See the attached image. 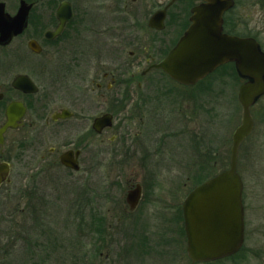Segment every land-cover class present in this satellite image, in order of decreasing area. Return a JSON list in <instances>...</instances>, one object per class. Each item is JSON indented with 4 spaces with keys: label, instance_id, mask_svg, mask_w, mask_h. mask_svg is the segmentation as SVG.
Segmentation results:
<instances>
[{
    "label": "flooded vegetation",
    "instance_id": "obj_1",
    "mask_svg": "<svg viewBox=\"0 0 264 264\" xmlns=\"http://www.w3.org/2000/svg\"><path fill=\"white\" fill-rule=\"evenodd\" d=\"M241 1L0 0L4 5L3 12L11 18L21 9L26 13L22 29L13 34L8 43L0 44V53L8 58L7 64L0 65V165L6 171L0 183L1 197L11 198V193L16 191L20 198L26 199L24 211L46 214L47 207L44 211L42 204L37 207L36 199L45 197L44 205L49 206L53 199L60 200L63 192L79 199L82 194L89 214L91 159H86L85 155L91 150V132L109 148H116V143L123 148L122 144L130 139L128 131L134 130L131 127L134 124L135 134L145 132L135 142L136 151L142 152V156L144 151L147 153L140 160L156 163L152 159L158 157L149 155L150 150L156 151L157 155V150L153 149L154 141L148 134L158 132L154 125L157 126L163 119L161 116H169V113L173 119L163 143L168 146L170 141L173 144L176 158L170 164H190L192 161L187 159L189 150L199 149L200 143L207 144L208 128L203 122L190 131L191 120L197 119L199 114L204 120L218 114L224 86L231 78L234 80V64L221 65L201 79L184 83L170 78L156 66L165 60L197 20H208L202 26L214 31L220 26L222 35L254 39L264 53V38L261 40L259 36L261 33L264 36V31L256 29L253 20L259 0H244L243 4ZM196 9L202 14L196 16ZM220 10L218 24L215 17L208 14ZM15 28L19 30V24ZM226 68L231 69V73L225 72L228 75L224 79L222 71ZM26 79L33 84L35 91ZM38 79L48 82L39 85ZM91 99L102 104L99 111L94 110L95 107L92 109ZM91 109L94 110L92 118ZM100 118H105V123L94 124ZM36 132L45 141L41 147H33ZM196 132H199L200 139L198 143H191ZM109 133L106 142L104 138ZM49 143L51 146L47 148ZM177 147L181 148L178 153ZM34 150L40 151L39 158L32 159ZM181 155L187 161L181 162ZM134 174L126 176L122 205L107 208L103 217L109 229L111 222H115L121 226L122 235L136 242L123 245L120 262L116 264H181V260L170 251L150 257V262L146 260L147 256L139 255L141 248L148 251L149 238L145 230L147 224L141 223L143 213L139 211L143 187L137 181L138 174ZM137 189L139 198L132 207L127 197ZM155 209L144 208L146 221L158 220L159 209ZM165 210L168 213H162L163 222L159 225L165 227L168 238L162 240V245L169 247L177 240L180 246L184 243L188 264H193L186 251L182 203L180 207ZM129 216L132 224L127 221ZM243 217L244 240L239 251L202 264L229 258L244 259L245 256H240L243 252L251 257L257 255L255 250L253 253L244 250L245 208ZM179 223L182 229L178 235H182V239H177L175 234ZM139 228L144 236L137 233ZM255 230L264 231V223L258 222ZM105 257L112 259L108 253Z\"/></svg>",
    "mask_w": 264,
    "mask_h": 264
},
{
    "label": "rangeland",
    "instance_id": "obj_2",
    "mask_svg": "<svg viewBox=\"0 0 264 264\" xmlns=\"http://www.w3.org/2000/svg\"><path fill=\"white\" fill-rule=\"evenodd\" d=\"M8 1L12 2V0ZM243 1H241L242 4ZM263 3L264 0L256 3L257 11L253 16L256 29L262 31H264ZM259 36L263 40V34ZM7 61L8 58L0 53V65L7 64ZM225 72L229 74L231 69L226 68L222 71L224 79L228 75ZM39 81V85H46L48 82L47 80ZM243 82V79L234 73V80L231 78L225 84L224 92L221 93L223 102L219 106L218 114L206 120L202 119L199 114L197 119L191 120L190 131L206 122L207 144L200 143L199 149L189 150L190 155L187 159L192 162L186 166L170 164V161L176 158L173 144L170 141L168 146L163 143L164 136L171 128L170 122L173 119L171 113L168 114L169 116H161L163 119L157 126L154 125L158 132L148 134L154 141L153 149L157 150V155H155L156 151L151 150L149 155L153 154L158 157L152 159L156 163L140 160L147 153L144 151L142 156V152L136 151L135 142L141 139L145 132L135 134L136 125L134 124L131 126L134 127L133 132L128 131L131 134L130 139L126 141V144H122L123 148L118 143H116V148H109L107 144H102L99 138H94L91 132V150L85 155L86 159H91V177L89 178L91 181V203L89 204L91 213L89 214L88 206L85 207L83 203L82 194L79 199L63 192L61 199H53L49 206L44 205L47 201L45 197L36 199L37 207H40L39 203L42 204V210L47 207L46 214H29L24 211L26 199L20 198L16 191H13L11 198L8 199H3L0 195V264H116L120 262L123 245L136 242H133L129 236L122 235L121 226L115 222H111L113 224L109 229L108 225L103 222V217L106 216L107 208L122 205V198L126 191V176H133L134 173L138 174L137 181L143 187L144 194L139 211L143 213L144 220L141 223L147 224L145 230L149 238L148 251L145 247L141 248L139 255L147 256L146 260L149 261L150 257L164 255L170 251L176 255L177 260H181V264H188L184 243L180 246L177 240L172 246L162 245V240L165 241L168 238L164 231L165 227L159 225L163 222L162 213L167 212L168 210L165 209L168 207H180L184 196L190 190L228 168L231 137L241 121V106L237 95L238 88ZM92 101V109L95 107L94 110L99 111L102 104ZM132 104L135 105V103ZM181 108L183 109V103H181ZM92 109L91 118L94 114ZM251 114L254 129L240 148L238 172L243 183L246 218L244 250L252 253L255 250L257 255L251 257L243 252L240 256H245L244 259L229 258L213 264H264V256H262L264 254V231L259 233L255 230L258 222L264 223V98L251 108ZM110 135L111 133L105 135L106 142L109 141ZM35 136L36 143L33 147L43 146L45 141L40 138L38 132ZM198 138L200 139V134L196 132L191 143H198ZM217 141L220 142L216 143ZM50 146L51 143L47 148ZM180 150L181 148L177 147L176 152ZM38 151L34 150L32 159L39 158L38 155L41 153ZM187 159L183 155L180 157L181 162ZM14 174L17 175V172L14 171ZM83 175L87 176L80 174V176ZM133 178L136 179V177ZM151 207L159 209L157 211L158 220L146 221L147 215H145L144 208L151 209ZM130 219L131 216L127 221L129 222ZM129 223L132 224L131 221ZM139 229L141 232L138 230L137 233L144 236L143 230ZM175 229L177 239H182L183 236L178 235V231L182 229L180 223ZM128 233L130 234L131 231ZM107 253L112 256V259L105 257Z\"/></svg>",
    "mask_w": 264,
    "mask_h": 264
},
{
    "label": "water",
    "instance_id": "obj_3",
    "mask_svg": "<svg viewBox=\"0 0 264 264\" xmlns=\"http://www.w3.org/2000/svg\"><path fill=\"white\" fill-rule=\"evenodd\" d=\"M3 7L0 3V44L8 43L10 37L22 29L26 20L24 9L11 18L3 12ZM221 12H210L208 15H213L218 23ZM194 13L196 16L202 14L199 9ZM206 21H194V26L165 60L156 66L170 78L184 83L201 79L217 66L233 62L237 74L246 79L238 91L241 121L232 134L228 168L193 189L182 204L186 251L193 264L230 256L242 246L243 184L237 172L238 150L253 129L250 107L264 95V53L257 42L250 38L222 35L220 26L215 31L202 26L207 24ZM18 24L20 28L16 30ZM26 80L35 91L33 84ZM105 121V118H100L94 124ZM5 175L6 171L0 165V183ZM138 198L139 189L127 197L132 207Z\"/></svg>",
    "mask_w": 264,
    "mask_h": 264
}]
</instances>
